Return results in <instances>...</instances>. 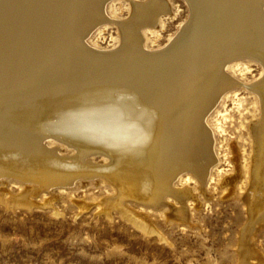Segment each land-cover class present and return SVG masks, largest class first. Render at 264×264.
<instances>
[{
    "label": "bare ground",
    "instance_id": "obj_1",
    "mask_svg": "<svg viewBox=\"0 0 264 264\" xmlns=\"http://www.w3.org/2000/svg\"><path fill=\"white\" fill-rule=\"evenodd\" d=\"M106 1L0 0V177L33 183L19 195L0 187V202L43 205L30 197L34 188L98 175L117 188L112 206L122 216L161 236L124 199L165 202L174 216V196L192 191L174 188L180 172L205 182L212 160L203 143L206 116L230 86L226 68L248 59L261 69L250 85L261 117L250 130L252 180L244 197L264 220V0H183L186 19L157 47L140 44V31L163 2L131 0L129 16L111 20ZM109 20L116 42L97 46L90 31ZM233 162L231 185L236 148Z\"/></svg>",
    "mask_w": 264,
    "mask_h": 264
},
{
    "label": "rangeland",
    "instance_id": "obj_2",
    "mask_svg": "<svg viewBox=\"0 0 264 264\" xmlns=\"http://www.w3.org/2000/svg\"><path fill=\"white\" fill-rule=\"evenodd\" d=\"M130 1L107 0L105 15L126 19ZM160 1L164 9L155 22L141 28L143 46L164 45L187 17L183 0ZM111 20L95 26L88 39L101 47L114 44L117 25ZM260 72V65L248 59L226 68L230 86L209 111L202 132L212 159L209 175L199 185L192 172H180L174 188L192 191L191 196H174V216L165 202L150 206L124 199L129 208L148 216L161 236L147 234L112 206L119 197L110 181L79 176L67 184L31 190L30 197L43 205L0 202V264H264V220L254 218L244 197L252 180L250 130L261 117L250 85ZM233 148L239 170L231 185L227 178L235 172ZM92 156L94 163L101 162L100 154ZM0 178L7 196L23 194L33 184L14 176ZM176 209L181 213L175 215Z\"/></svg>",
    "mask_w": 264,
    "mask_h": 264
}]
</instances>
